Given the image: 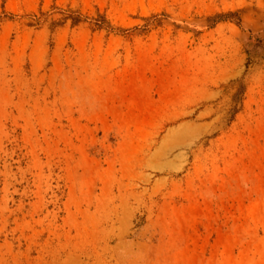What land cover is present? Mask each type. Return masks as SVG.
I'll return each instance as SVG.
<instances>
[{
	"label": "rangeland",
	"instance_id": "obj_1",
	"mask_svg": "<svg viewBox=\"0 0 264 264\" xmlns=\"http://www.w3.org/2000/svg\"><path fill=\"white\" fill-rule=\"evenodd\" d=\"M0 264H264V0H0Z\"/></svg>",
	"mask_w": 264,
	"mask_h": 264
}]
</instances>
